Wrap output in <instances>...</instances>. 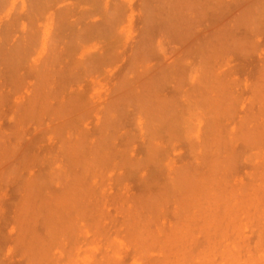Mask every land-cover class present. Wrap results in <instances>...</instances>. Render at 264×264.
<instances>
[{
	"label": "rangeland",
	"instance_id": "rangeland-1",
	"mask_svg": "<svg viewBox=\"0 0 264 264\" xmlns=\"http://www.w3.org/2000/svg\"><path fill=\"white\" fill-rule=\"evenodd\" d=\"M12 1L0 2V264H29L35 245L47 264H158L165 247L172 264H203L221 237L264 264V185L252 182L264 140L247 133L264 110L249 91L264 0H101L113 17L97 0ZM69 11L79 42L18 46Z\"/></svg>",
	"mask_w": 264,
	"mask_h": 264
},
{
	"label": "bare ground",
	"instance_id": "bare-ground-1",
	"mask_svg": "<svg viewBox=\"0 0 264 264\" xmlns=\"http://www.w3.org/2000/svg\"><path fill=\"white\" fill-rule=\"evenodd\" d=\"M3 1L5 2V0H2V1L0 0V2L4 3ZM88 1L89 0H87V2ZM91 1H93V0H91ZM97 1H98V4L100 6L102 4V7L105 8V11H106L107 15L113 17V15H115L117 13V10L118 9L115 8V7H118V6L116 4H115L116 6L114 5L113 10H111V12L109 13L108 12L109 10L107 8V2L106 1L103 2L101 0H97ZM97 1L94 0L93 2H97ZM13 2H15V0L12 1V4H13ZM30 2H31L32 10L38 12L41 9L49 6L51 4V2H53V0H31ZM0 5H2V4H0ZM257 6H258V9L257 8L256 9L259 10V7L260 6L259 5H257ZM261 7H262V5H261ZM256 9L254 7V8L251 9L250 12L246 10L245 16H243V17H247V15H250L251 12L253 13L254 11L256 13V11H257ZM31 12H33V11H30V13ZM247 12H249V14H247ZM259 12H263V11H259ZM73 14H74L73 12H70L69 11L66 15L65 14L62 15L60 18H54V17L50 16L49 18H47L48 22L42 28V30H39L37 28L39 31H34L36 29L31 28L28 36L25 37L26 39L23 38L21 40V42H18L17 41L18 46L19 45L30 46V45H33L34 43H38L39 42L38 44L41 47L40 48L41 51H46L49 48L56 49L59 45H61V46H66L67 45V47H70L71 44L79 42L82 38H84V33H83V31H80L77 28V26L79 24L78 22H79L80 19H78V18L77 19L76 18H71V17H74ZM256 14H258L260 16L259 13H256ZM256 17L255 16H252V18L250 19V23H253L252 24L253 26L256 23V20H257ZM247 21H249V20H247ZM104 24L105 25L107 24L106 26L107 27H110V21H106ZM30 25H31V23H30ZM9 26H11V25H9ZM22 26H24V25H22ZM9 29H11V28L9 27ZM9 29L6 30V31H8V33L10 31ZM12 31H13V29H12ZM106 33H107V35L108 34H112V35L114 34L111 31H107ZM96 34L97 35H100V32H97ZM7 35H6V37H7ZM6 37L4 39H8ZM215 50H217V49L214 48V51ZM214 51H213V54H215ZM258 74L260 75V76H258L259 79L260 78L263 79V77H264V68H263L262 71L260 69ZM261 75H262V77H261ZM258 77H257V79H258ZM257 79H256V81H258V82L262 80V79H260V80L259 79L257 80ZM256 81L254 83L255 85H253V86H251V88H249V91L253 92L257 96V97H253V99L255 98L254 100H256V102L258 100V103L264 104V82H263L264 80L262 82H259V83L256 82ZM197 83H195V84H197ZM201 85H200V87H198L199 90L203 89V87H204L203 84H201ZM198 88H195V90L197 89L196 91H198ZM253 93H252V95H253ZM255 95H253V96H255ZM256 102H253V103H256ZM260 117L262 119L260 121L258 119H255V121H258L259 122V124H256V122H255L254 125H252L250 127V128H253V129L252 130H249L250 128L247 129V133L252 138H253V136H255L256 139L261 138L262 140H264V110L260 112ZM256 175L257 176L254 178L255 180H252L253 184L256 183V182H258L260 180L263 183V185H264V163H262L259 166V168L257 169ZM259 188H261V187H259ZM97 214L99 215L100 220L97 222V224H91V230L93 232L99 231L103 235L105 232H107V230H106V228L102 224H99V223L102 220L106 219V215L102 211H100V210L97 211ZM201 227H204L205 234H209V233H212L213 232V230H212V227L213 226L210 223H205ZM177 232H180V230H177ZM109 235H110V231H108V233H107V236L105 238L106 240L109 238ZM207 241H209V240H207ZM55 242L56 243L58 242L60 245L62 244L61 243V240L60 239H57V238L55 239ZM113 243H115V244L118 245V248H119L120 251L122 250V248H124V245L121 242H119V241H114ZM212 243L215 245V246H213L212 249H210L208 251H205V253L204 252H201V253H204V255L201 254V259L200 260H202V262L201 261L200 262L198 261L199 263L206 264L208 261H203L202 257L204 258V260H206L205 258L209 254L210 255L212 254L211 257H213V256L215 257L217 255V257L221 259V260L219 259L221 262L223 260H225V262L223 261V263H227V264H256L258 262V260H255V258L254 259L253 258H250V259L244 260V257L241 255V253H240L239 250H237L235 248H232V247L231 248H228V245L223 242V237L219 238V240H217L216 242L215 241H212ZM143 244L146 246V248H155V245L157 244V240L155 238H148L146 241H144ZM35 246L36 247L31 248L30 251H29L31 253V255L28 256V261L27 262L29 264H47V261H46L47 250H45L43 246L42 247L39 246V245H35ZM117 250L118 249L115 247V251L116 252H117ZM218 250H219V252H218ZM167 251H168V247L163 248V250L161 251L162 257L160 259H158V260H161V261H159V263L157 262L158 264H172L170 262V260H169V255H168ZM213 251H214V253L216 255L213 254ZM216 251L218 252V254H217ZM140 252H141V250L138 251V252H136V253H140ZM118 254L119 253L116 254V257L118 256ZM181 256H179L180 257L179 258V262L180 261H183V264H184V262L186 260H188V258H190V257H186L184 255H181ZM144 257H146V255L135 254V252L133 253V258H141V259H143ZM184 257H186V260H185ZM101 258L107 259V253L101 254V257L99 259H101ZM194 258L196 259L195 256H194ZM218 258H217V260H218ZM191 259L193 260L192 257H191ZM195 259H194V263L196 262ZM196 260H198V259H196ZM210 260L212 261L213 259H211L209 257V262H210ZM146 261L148 262V259ZM81 262H83L85 264H99L98 262L91 261V258H89L88 256L85 257V258H83ZM258 263L259 264H262L263 263V260L260 259ZM122 264H124V263H122ZM209 264H212V262H210Z\"/></svg>",
	"mask_w": 264,
	"mask_h": 264
}]
</instances>
